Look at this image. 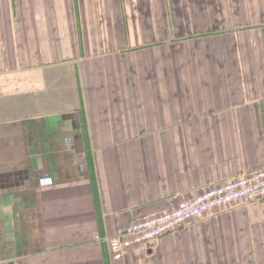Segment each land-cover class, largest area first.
<instances>
[{"label":"crops","instance_id":"1","mask_svg":"<svg viewBox=\"0 0 264 264\" xmlns=\"http://www.w3.org/2000/svg\"><path fill=\"white\" fill-rule=\"evenodd\" d=\"M61 2L0 0V264H264V197L107 245L264 168V0Z\"/></svg>","mask_w":264,"mask_h":264},{"label":"built area","instance_id":"2","mask_svg":"<svg viewBox=\"0 0 264 264\" xmlns=\"http://www.w3.org/2000/svg\"><path fill=\"white\" fill-rule=\"evenodd\" d=\"M264 197V168L223 184L201 189L176 207L132 221L121 233L107 239L114 259H121L132 247L149 245L212 209Z\"/></svg>","mask_w":264,"mask_h":264},{"label":"rangeland","instance_id":"3","mask_svg":"<svg viewBox=\"0 0 264 264\" xmlns=\"http://www.w3.org/2000/svg\"><path fill=\"white\" fill-rule=\"evenodd\" d=\"M55 2H57L59 4V0H54ZM63 5L65 6H77V0H62L61 2ZM67 16V21H71L73 17H77V19L79 18V14L76 12H68L65 14ZM79 21V20H77Z\"/></svg>","mask_w":264,"mask_h":264}]
</instances>
